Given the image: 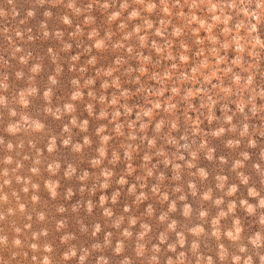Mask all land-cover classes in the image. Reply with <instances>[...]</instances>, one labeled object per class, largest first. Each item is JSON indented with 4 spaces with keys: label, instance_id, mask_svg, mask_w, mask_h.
<instances>
[{
    "label": "rangeland",
    "instance_id": "rangeland-1",
    "mask_svg": "<svg viewBox=\"0 0 264 264\" xmlns=\"http://www.w3.org/2000/svg\"><path fill=\"white\" fill-rule=\"evenodd\" d=\"M0 264H264V0H0Z\"/></svg>",
    "mask_w": 264,
    "mask_h": 264
}]
</instances>
